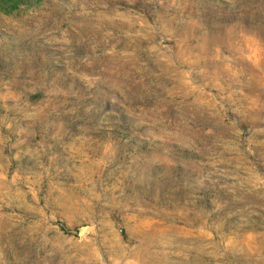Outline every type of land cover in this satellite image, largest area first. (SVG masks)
Here are the masks:
<instances>
[{"label": "rangeland", "instance_id": "rangeland-1", "mask_svg": "<svg viewBox=\"0 0 264 264\" xmlns=\"http://www.w3.org/2000/svg\"><path fill=\"white\" fill-rule=\"evenodd\" d=\"M0 264H264V0H0Z\"/></svg>", "mask_w": 264, "mask_h": 264}, {"label": "trees", "instance_id": "trees-1", "mask_svg": "<svg viewBox=\"0 0 264 264\" xmlns=\"http://www.w3.org/2000/svg\"><path fill=\"white\" fill-rule=\"evenodd\" d=\"M18 6H19V4L17 3V4H15V5L12 6V9H11L10 11L3 10V9H2V12H4V13L10 15V14L12 13V11L18 9Z\"/></svg>", "mask_w": 264, "mask_h": 264}]
</instances>
